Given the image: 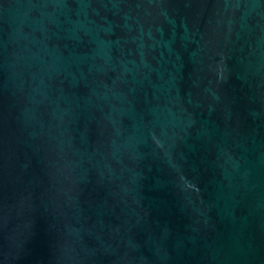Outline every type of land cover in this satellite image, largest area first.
Here are the masks:
<instances>
[{
    "label": "water",
    "instance_id": "1",
    "mask_svg": "<svg viewBox=\"0 0 264 264\" xmlns=\"http://www.w3.org/2000/svg\"><path fill=\"white\" fill-rule=\"evenodd\" d=\"M0 264H264V0H0Z\"/></svg>",
    "mask_w": 264,
    "mask_h": 264
}]
</instances>
